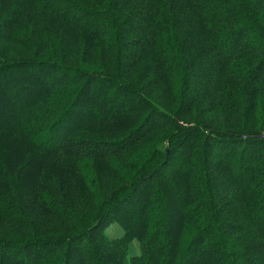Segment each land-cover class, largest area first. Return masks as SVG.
Wrapping results in <instances>:
<instances>
[{
    "label": "trees",
    "instance_id": "obj_1",
    "mask_svg": "<svg viewBox=\"0 0 264 264\" xmlns=\"http://www.w3.org/2000/svg\"><path fill=\"white\" fill-rule=\"evenodd\" d=\"M261 106L264 0H0V264H264Z\"/></svg>",
    "mask_w": 264,
    "mask_h": 264
},
{
    "label": "rangeland",
    "instance_id": "obj_2",
    "mask_svg": "<svg viewBox=\"0 0 264 264\" xmlns=\"http://www.w3.org/2000/svg\"><path fill=\"white\" fill-rule=\"evenodd\" d=\"M45 24V23H44ZM46 25V24H45ZM44 25V26H45ZM56 30H57V28H56ZM50 33V35H51V38L53 39L54 37H56V34H57V31H55V30H52L51 32H49ZM59 34V33H58ZM105 99H108V97L106 96V98ZM262 107V109H260V111H258V112H260L259 114H257L256 116H259V117H256L255 116V118H254V121H257V122H260L261 124L262 123H264L263 121H264V107L263 106H261ZM199 108V107H198ZM198 108H196L195 109V116H197V115H199V109ZM222 110H220V111H218V112H216V113H214L213 115H215L216 116V118H218V119H220L219 118V115L221 114V116H222V114H223V112H221ZM221 112V113H220ZM246 115H249V113L247 112V114ZM261 116V117H260ZM199 117H200V115H199ZM250 118V117H249ZM259 120H258V119ZM41 140H46V138H41ZM47 140L49 141V138H47ZM196 179L198 180V183L200 182V180H199V178H198V176H196ZM157 215V214H156ZM107 231H108V233L112 236V237H116V236H120L121 234H122V232H123V230H122V228H121V225L118 223V222H114L108 229H107ZM133 251V250H132ZM79 262H80V260H79V258H78V256H77V254H73L72 255V257H71V264H79Z\"/></svg>",
    "mask_w": 264,
    "mask_h": 264
}]
</instances>
